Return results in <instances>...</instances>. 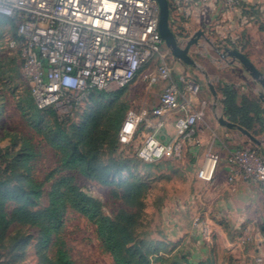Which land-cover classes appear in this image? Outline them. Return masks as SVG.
<instances>
[{
  "label": "rangeland",
  "instance_id": "obj_1",
  "mask_svg": "<svg viewBox=\"0 0 264 264\" xmlns=\"http://www.w3.org/2000/svg\"><path fill=\"white\" fill-rule=\"evenodd\" d=\"M170 1L173 28L182 45H185L197 32L196 27L201 22L197 24L195 18L192 20L186 16L182 0ZM157 2L160 36L164 42L172 44L175 34L170 25V2ZM15 37L16 26L11 17L0 13V180L7 181L1 189L21 190L20 193L28 198L22 202L29 208H44L50 204L58 179L67 178L72 185L99 201L106 214L116 217L125 210L131 216L139 215L130 231L139 240L145 264H205L207 260L202 251L208 236L205 235L204 227L209 228V237L215 233L214 225L206 216L210 208L206 210L205 207L215 194L211 196L197 176L198 168L188 156L191 150L185 148L180 160L166 157L151 162L143 161L137 155V148L147 132L144 125H138L131 143H123L119 130L125 115L139 114L158 103L170 81L164 78V74L170 75L175 82L178 65L184 68V77L198 85L211 110L214 100L207 95V91L211 92L208 82L212 81L215 86L218 74L217 69L207 63L204 54H200L205 49L191 50L198 64L195 68L175 58L165 46L129 85L91 91L77 110H58L61 118L69 116V121L62 124L52 110H42L35 104L30 84L21 72L20 51L12 45ZM206 49L210 54L213 53L211 46ZM205 72L212 76L206 77ZM217 112L221 114L220 110ZM208 121L207 114L197 126V138L200 141V125ZM94 122H99L100 131L105 133L106 145L97 154L100 160L111 163L114 158L121 161L119 165H112L111 173L104 182L81 171L61 167L60 155L50 142L52 139H56L57 143L65 141L72 151L81 139L83 127H92ZM258 136L264 142V135ZM112 142H117V150L108 146ZM27 143L34 148L30 161L31 175L28 176L30 179L25 178L27 172L23 163ZM241 146L258 145L243 140L235 148ZM82 148L80 144L78 149ZM206 148L201 143L199 149L203 153ZM83 149L87 150L85 146ZM260 151H264V146H260ZM222 161L220 158L217 169L223 168ZM138 186L142 189L141 198L128 200L127 191ZM33 187L41 191L39 197L29 195ZM4 195L1 193L0 198ZM6 207L8 219H11L13 201H8ZM215 208L216 205L213 206ZM262 223L254 225L255 232L261 231ZM40 238L41 228L38 226L13 221L0 241V264H56L60 247L69 252L74 264H116L100 240L95 226L73 209L66 211L61 232L54 236L45 251L39 250ZM226 257L219 245L216 254L209 260L221 264V260Z\"/></svg>",
  "mask_w": 264,
  "mask_h": 264
},
{
  "label": "built area",
  "instance_id": "obj_2",
  "mask_svg": "<svg viewBox=\"0 0 264 264\" xmlns=\"http://www.w3.org/2000/svg\"><path fill=\"white\" fill-rule=\"evenodd\" d=\"M221 1L229 8L239 5V0ZM0 13L16 20L12 45L20 51L22 75L40 109L77 110L91 91L127 86L166 46L157 0H0ZM164 78L170 81L158 103L139 114L129 113L120 130L123 143H131L138 125H144L147 132L137 155L147 162L180 160L185 148L196 152L201 145L197 126L202 111L194 109L186 92L198 94V85L182 80L183 90L170 75ZM170 117L175 133L164 139ZM228 162L230 182L264 188L259 146L235 148ZM216 166L217 158L209 155L200 176L211 179ZM204 231L209 237L207 226ZM256 261L263 263L264 251Z\"/></svg>",
  "mask_w": 264,
  "mask_h": 264
},
{
  "label": "crops",
  "instance_id": "obj_3",
  "mask_svg": "<svg viewBox=\"0 0 264 264\" xmlns=\"http://www.w3.org/2000/svg\"><path fill=\"white\" fill-rule=\"evenodd\" d=\"M175 1L181 2V0ZM182 2L185 5L183 11L186 16L192 20L195 18L197 24L201 22L195 31L204 33L191 50L205 49L199 53L204 54L207 63L212 64L218 74V82L215 86L212 81L208 82V85H213L216 92L214 95L211 89V92L207 91L208 97L214 100L211 110L208 109L207 101L203 99L200 91L195 95L186 91L191 97L194 109L202 111L198 124L207 114L209 117L208 123L200 125L199 128L201 143L207 147V150L203 153L198 149L188 155L196 164L197 176L204 182L209 194L211 196L215 194L214 198L210 199L211 203L205 207L206 210L210 208L206 216L215 229V233L205 241L206 245L202 251L207 260L205 264H214L209 258L216 254L219 245L227 256L225 260H221V264H264V261L263 263L256 261V257L264 251V225L260 226V232L254 231V225L264 222V188L257 184L248 185L240 181L228 180V158L235 146L243 140H250L258 145L242 130L248 131L250 136L260 143L259 147L264 146L262 138L258 136L264 135V111L258 118L250 107V103L255 102L264 109V101L261 97L264 89L234 57L225 54V49L241 51L264 75V0H239V5L235 8H229L221 0H182ZM172 29L179 39L176 30ZM209 46L212 47L211 54L206 49ZM190 55L193 58L191 51ZM194 61L196 65L190 66L196 68L198 64L195 59ZM176 68L178 71L175 82L184 90L185 85L182 80L190 81V79L184 77L182 65ZM205 75L212 76L209 72H205ZM225 87H232L235 90L238 104L244 106V112H248L247 116L252 119L250 128L231 121L226 115L225 96L222 92ZM217 110H220L221 114L218 115ZM215 114H217L216 120ZM220 118H224L234 126L222 125L219 122ZM165 132L167 134L163 135L164 139H170L174 135V118L167 119ZM209 155L217 158V166L221 158L224 166L222 169H217L216 166L213 177L208 180L201 177L199 171ZM214 205H216L215 209H213Z\"/></svg>",
  "mask_w": 264,
  "mask_h": 264
},
{
  "label": "trees",
  "instance_id": "obj_4",
  "mask_svg": "<svg viewBox=\"0 0 264 264\" xmlns=\"http://www.w3.org/2000/svg\"><path fill=\"white\" fill-rule=\"evenodd\" d=\"M169 2L171 8L170 25L173 28V8L170 0ZM11 19L17 29L16 20L13 18ZM176 34L178 35L177 32ZM222 92L225 96L224 106L226 115L231 121L250 128L252 119L247 116L248 112H244V106L241 107L238 104L235 90L232 87H225ZM250 107L251 110L255 111L258 118L262 116L264 109L260 107L258 103H250ZM45 109L52 110L56 114L60 123L66 124L69 121V116L61 118L54 107ZM125 117L126 115L123 117L121 127ZM98 125L99 122H94L92 127L88 126L90 128L84 126L82 129L81 139L78 143H76V146L74 147L75 149L72 151L68 149L65 141L57 143L55 141L56 139H52L50 142L57 150L58 155H60L61 167H64L67 170L81 171L86 175L98 177V179L104 182L105 177L111 173L112 165H119L121 164V161L114 158L111 163L102 162L100 160L97 154L106 144L104 142L105 133L104 131H100ZM121 127L119 130H121ZM80 144L83 145V148L85 146L87 150L84 151L83 148L78 149ZM108 146L112 147L113 150H117L118 148L117 142H112L111 144L109 143ZM33 155L34 148L32 145L27 143L26 153L23 156V163L27 172V176H25V178H29L28 176L31 175L30 170L32 167L30 165V161L33 158ZM5 183H7L6 179L0 180V194H5L0 198V241L6 235L10 224L13 221H17L19 223L38 226L41 228L39 250L45 251L53 242L54 236L61 232L66 211L68 209H73L86 217L95 226L100 240L103 242L104 247L112 254L116 264H145L143 255L141 254L139 240L136 239L130 231L131 226L137 222L139 215L131 216L125 210H122L116 217L106 214L99 201L82 192L75 185H72L70 180L67 178L58 179L51 194L49 206L37 209H31L22 202L27 201L28 198L24 194L20 193L21 190L19 192L18 190L10 188L4 190L1 189ZM141 193L142 189L140 186L134 187L133 189L127 191L126 198L128 200L137 199L139 197L141 198ZM29 195L39 197L41 195V191L33 187ZM8 201H13L14 203V207H12L10 212L11 219H8L9 215L6 207ZM131 243H134L133 246ZM56 255V264H74L73 260L69 256V252L64 247L58 248Z\"/></svg>",
  "mask_w": 264,
  "mask_h": 264
},
{
  "label": "water",
  "instance_id": "obj_5",
  "mask_svg": "<svg viewBox=\"0 0 264 264\" xmlns=\"http://www.w3.org/2000/svg\"><path fill=\"white\" fill-rule=\"evenodd\" d=\"M160 21V20H159ZM160 26V23H159ZM174 33V31H173ZM175 34V33H174ZM201 36H204V33L202 31H197L187 42L185 45H182L180 39H178L175 35V39L172 44H169L168 42H164L167 48L171 51L173 56L177 58L178 60L189 64V65H196L194 59L190 55L191 48L194 45L198 44L199 38ZM225 54L231 57H234L235 60H237L243 67L244 69L252 76V78L260 83L263 86L264 89V75L259 71L256 66L250 61V59L241 51L237 49H225ZM223 54V56H225ZM210 89L212 90L213 94L216 95V92L214 90V87L212 84H209ZM261 97L264 101V92L261 94ZM219 122L222 125H226L228 127H233L234 125L228 121H226L224 118H220ZM247 136L250 137V139L257 143L258 145L260 144L256 140H254L248 131L242 130Z\"/></svg>",
  "mask_w": 264,
  "mask_h": 264
}]
</instances>
